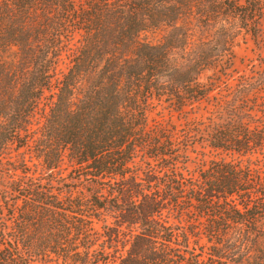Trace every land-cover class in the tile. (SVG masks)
<instances>
[{"label": "trees", "instance_id": "16d2710c", "mask_svg": "<svg viewBox=\"0 0 264 264\" xmlns=\"http://www.w3.org/2000/svg\"><path fill=\"white\" fill-rule=\"evenodd\" d=\"M0 264H264V0H0Z\"/></svg>", "mask_w": 264, "mask_h": 264}, {"label": "rangeland", "instance_id": "374dc122", "mask_svg": "<svg viewBox=\"0 0 264 264\" xmlns=\"http://www.w3.org/2000/svg\"><path fill=\"white\" fill-rule=\"evenodd\" d=\"M158 35L152 36L150 38H156ZM253 49V44L252 41L247 37H238L236 40V46L234 47V52L237 56L236 60V66L238 69H242L245 67L246 63H249V60L255 58V53ZM158 116L154 113L151 112L148 115V120H154L157 119Z\"/></svg>", "mask_w": 264, "mask_h": 264}]
</instances>
